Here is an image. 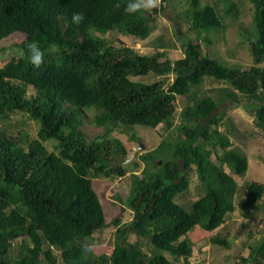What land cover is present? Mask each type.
<instances>
[{"label":"trees","instance_id":"trees-1","mask_svg":"<svg viewBox=\"0 0 264 264\" xmlns=\"http://www.w3.org/2000/svg\"><path fill=\"white\" fill-rule=\"evenodd\" d=\"M221 1L225 15L237 10L231 0ZM251 1L253 28L242 34L254 64L244 68L223 61L216 50L203 53L191 38L183 43L184 55L174 60L159 50L162 38L155 53L142 54L107 36L148 38L158 8L129 14V0H0V42L17 32L27 35L19 44L22 72L0 71V264H57L55 250L63 264H197L190 260L193 243L186 236L198 226L211 232L224 225L240 191L246 194L240 201L244 214L254 218L264 183L239 185L235 176L246 175L248 158L232 146L219 127L223 116L215 114L222 103H235L264 130V0ZM201 3L190 0L182 19L197 37L206 34L202 38L209 47V33L224 25L217 4ZM74 12L85 17L78 25L71 20ZM32 41L45 54L39 68L27 60L26 45ZM149 74L160 78L141 80ZM207 77L224 83L212 89L216 95L199 92ZM180 95L188 103L180 112L179 136L142 154L144 168L131 175L125 199L133 212L130 227L117 228L110 254L87 256V244L110 224L94 178L122 177L131 166L126 148L111 132L171 126ZM17 112L40 123L38 138L3 126ZM86 117L104 132L89 139ZM49 140L57 141L52 151L45 144ZM193 167L203 194L187 207L176 199L188 189ZM131 232L139 239L129 240ZM227 235L212 240L227 247ZM140 239H147L149 251ZM253 249L254 261L264 258V241Z\"/></svg>","mask_w":264,"mask_h":264},{"label":"rangeland","instance_id":"rangeland-1","mask_svg":"<svg viewBox=\"0 0 264 264\" xmlns=\"http://www.w3.org/2000/svg\"><path fill=\"white\" fill-rule=\"evenodd\" d=\"M190 0H162L159 11L156 14V28L146 39L139 37L126 36L121 33H110L107 36L114 43H122L133 47L142 54H152L158 50V40L162 38L163 47L167 57L178 59L184 55L183 43L187 39H194L201 44L203 53L209 49L216 50L223 61L230 65L249 68L254 64L250 51L249 42L242 32L246 29H252L254 24V5L251 0H231L236 5V11L225 15L226 2L217 0H201L202 5L217 4V10L222 17L224 28L217 32L209 33L212 44H208L202 38L205 33L197 37L195 30L190 29V25L182 19V14L188 9ZM150 10L149 12H152ZM153 13V12H152ZM225 15V18L223 16ZM178 32V35L177 33ZM27 35L24 33H14L7 39L0 42V71L14 70L19 73L23 70V49L19 47ZM158 76L149 74L141 77V80L152 83ZM172 79V78H171ZM224 85L223 82L214 78L207 77L198 88L201 94H213L212 89ZM32 92V91H31ZM177 113L172 118V125L160 124L156 128L134 125L120 127L113 132L111 136L119 138L122 145L126 148L127 157H132L138 152L137 157L128 168L125 176L107 178L98 176L94 178V186L101 196L106 218L110 223L108 227L95 234L94 238L86 246L87 256H99L110 254L114 248L119 227H130L133 212L125 205V199L131 186V175L133 172L141 173L145 164L140 156L149 150L155 149L163 140H175L179 136L178 126L181 124L182 108L188 103L184 96L177 98ZM215 114L223 116L220 129L229 135L233 142V147L239 152L245 154L248 158L249 168L245 176H235L241 187H246L252 181L264 183V130L255 123L254 115L246 108L237 106L235 103L224 102L215 111ZM91 117H86L83 130L89 139H93L104 132L103 127H96L90 124ZM3 126L14 130L24 129L29 132L31 139L39 137L40 123L32 119L28 114L21 112L13 113L7 120L2 122ZM47 149L52 151L57 145L56 140H49L46 143ZM144 144L145 148L140 149ZM222 153V151H220ZM135 162L139 166L133 165ZM157 163L163 160L157 159ZM229 170V169H227ZM203 194V187L198 179L195 167L189 173V187L186 191L177 196V201L185 206L191 205ZM246 196L245 192H239L236 196V210L228 216L226 222L221 227L209 232L202 227L192 229L187 238L193 243V254L190 257L192 262L197 264H264V258L254 261L251 257L256 247L264 241V195L259 202L254 218L244 214L240 206V201ZM119 219L120 223L115 224ZM221 237L229 234V246H222L215 243L212 237L219 234ZM139 237L131 232L129 240L135 241ZM145 243L144 249L149 251L147 239H140ZM14 256L17 257L18 250L15 245ZM57 258V264H63L57 250L54 251ZM167 256L174 261L170 254ZM179 262H183L181 258ZM41 264H50L46 260Z\"/></svg>","mask_w":264,"mask_h":264},{"label":"clouds","instance_id":"clouds-1","mask_svg":"<svg viewBox=\"0 0 264 264\" xmlns=\"http://www.w3.org/2000/svg\"><path fill=\"white\" fill-rule=\"evenodd\" d=\"M162 0H129L125 7V12L132 14L140 11H150L152 9L159 8ZM116 7H120L119 4ZM84 14L82 12H74L71 20L73 24H80L84 20ZM27 48V60L36 68H39L44 63V52L37 41H32L26 45Z\"/></svg>","mask_w":264,"mask_h":264},{"label":"water","instance_id":"water-1","mask_svg":"<svg viewBox=\"0 0 264 264\" xmlns=\"http://www.w3.org/2000/svg\"><path fill=\"white\" fill-rule=\"evenodd\" d=\"M144 148H145V145L144 144L140 145V149H144ZM137 155H138V152L135 153L132 157L128 158L126 160V163L129 164V163L133 162V160L137 157Z\"/></svg>","mask_w":264,"mask_h":264}]
</instances>
